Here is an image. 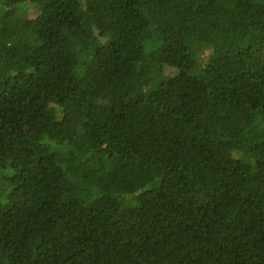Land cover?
<instances>
[{"label":"trees","instance_id":"trees-1","mask_svg":"<svg viewBox=\"0 0 264 264\" xmlns=\"http://www.w3.org/2000/svg\"><path fill=\"white\" fill-rule=\"evenodd\" d=\"M0 264H264V0H0Z\"/></svg>","mask_w":264,"mask_h":264},{"label":"rangeland","instance_id":"rangeland-1","mask_svg":"<svg viewBox=\"0 0 264 264\" xmlns=\"http://www.w3.org/2000/svg\"><path fill=\"white\" fill-rule=\"evenodd\" d=\"M27 18H26V21H28V20H32L34 17H35V15H36V10L35 9H32L31 7H29V9L27 10ZM227 158H229L228 157V154H226L225 156H224V159H227Z\"/></svg>","mask_w":264,"mask_h":264}]
</instances>
